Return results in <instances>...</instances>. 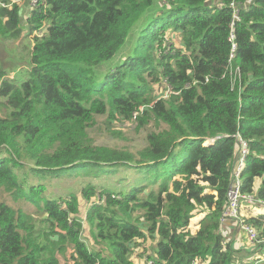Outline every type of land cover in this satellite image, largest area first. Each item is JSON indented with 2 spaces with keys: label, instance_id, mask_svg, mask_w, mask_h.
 <instances>
[{
  "label": "trees",
  "instance_id": "trees-1",
  "mask_svg": "<svg viewBox=\"0 0 264 264\" xmlns=\"http://www.w3.org/2000/svg\"><path fill=\"white\" fill-rule=\"evenodd\" d=\"M35 32L25 78L0 66V189L36 208L0 199V264H135L141 239L152 264H264V212L242 217L246 249L222 219L241 140L242 194L264 209V0H0V39ZM107 113L149 127L147 145H94ZM128 168L125 189L44 194L45 178Z\"/></svg>",
  "mask_w": 264,
  "mask_h": 264
},
{
  "label": "rangeland",
  "instance_id": "rangeland-1",
  "mask_svg": "<svg viewBox=\"0 0 264 264\" xmlns=\"http://www.w3.org/2000/svg\"><path fill=\"white\" fill-rule=\"evenodd\" d=\"M27 31V30H26ZM172 31H170L171 35ZM36 34L33 33L28 36L27 39L23 41H14L12 39L4 40L0 39V66L6 70H8L7 77L15 78L18 76L20 79L25 78V74L23 72L26 71L28 68L27 53L26 55H21L26 49V44L32 42L33 36ZM40 35V34H39ZM29 39V42H28ZM176 44L179 45L181 38L179 36H175ZM32 47V44L30 45ZM26 60V61H25ZM26 66V68H25ZM20 72V73H19ZM17 73H19L17 75ZM156 90L152 94V100L157 99L161 95L166 96L169 93V89H166L164 84H156ZM8 112V108L6 106L0 107V113L5 114ZM113 119L109 118V114H100L96 118V122L89 128V135L94 141V145H105L111 147H119L121 149H129L132 151H137L147 145V133L150 130L149 127L138 128V120L133 118L128 120L122 116L117 115ZM153 129H159L157 125H154ZM134 171L132 169H121L120 171L116 172L115 174H108L102 177H95V176H85V177H78V178H71L68 176L62 177H54V178H45L44 179V194L45 196H50L51 198L57 197H66L72 193L76 194L77 197L80 198V201L83 202V190L88 183H94L95 185H99L98 187L104 188L105 186H111L115 190L118 189H125L126 185H121L118 178L122 176H126L132 174ZM90 181V182H89ZM258 181V185H259ZM43 184V183H42ZM104 186V187H103ZM0 199H4L6 201L11 202L15 207L19 206L23 208L25 211L33 213L36 211L34 205H32L28 201H14L10 194L5 190L0 189ZM259 201H255V198H243L242 199V213L244 215H260L264 212V209H260L256 206ZM91 203L88 204L87 208L84 212H87L88 207ZM252 212L253 215H252ZM45 216V213L43 214ZM198 219L194 218L191 220V226L193 228H197L196 221ZM235 222V221H232ZM237 223V220H236ZM42 227V225H40ZM224 228H228L227 225L224 224ZM240 228V226H239ZM241 230V229H240ZM238 230L236 227L225 231L224 233L228 236L226 240L228 243L235 239L236 241L233 243L235 250H240L241 247L250 248L251 245L255 244L252 242L246 234H242L243 232ZM93 233L96 234V231L93 230ZM84 236L91 241L92 234L90 233V226L88 225L87 228L83 231ZM56 236H51L50 238L53 240ZM231 238H233L231 240ZM40 241L43 242L45 237H40ZM143 243H149L139 241L138 246L135 247V252L139 251L138 253L146 252L148 253L143 259L139 257H132L135 264H151L153 263L150 260L148 247L144 248ZM95 245H98L95 243ZM151 251V248H149ZM260 254L264 256V251H261ZM70 253L68 252L66 257L62 254L59 255L60 261L62 264H73V260H69Z\"/></svg>",
  "mask_w": 264,
  "mask_h": 264
},
{
  "label": "built area",
  "instance_id": "built-area-1",
  "mask_svg": "<svg viewBox=\"0 0 264 264\" xmlns=\"http://www.w3.org/2000/svg\"><path fill=\"white\" fill-rule=\"evenodd\" d=\"M29 5L32 8H36L39 4L40 0H28ZM232 38L235 37L234 34L231 36ZM236 44H233V49H235ZM233 56V55H232ZM209 141L207 140V143ZM240 146V158L234 161L232 167V183L230 184L228 193H227V205L222 212V219L223 220H233L240 226V229L245 230L246 236L252 241L255 242L257 240V232L252 226L246 225L242 219L245 216L242 213V199L243 198H253L252 196H244L242 194V179H241V171L242 167L245 163L246 156L248 154L247 142L241 140ZM256 201V200H255ZM98 264V263H95ZM152 264V263H151Z\"/></svg>",
  "mask_w": 264,
  "mask_h": 264
},
{
  "label": "crops",
  "instance_id": "crops-1",
  "mask_svg": "<svg viewBox=\"0 0 264 264\" xmlns=\"http://www.w3.org/2000/svg\"><path fill=\"white\" fill-rule=\"evenodd\" d=\"M254 212H252V214H253ZM225 221V220H224ZM233 220H230V219H228V220H226L225 221V225H227L228 226V228H225V230H229V229H232L233 227H236L238 230H240V228H239V225H238V223H236V222H232ZM241 231V230H240ZM243 234V233H242ZM260 253H257V255H259Z\"/></svg>",
  "mask_w": 264,
  "mask_h": 264
},
{
  "label": "water",
  "instance_id": "water-1",
  "mask_svg": "<svg viewBox=\"0 0 264 264\" xmlns=\"http://www.w3.org/2000/svg\"><path fill=\"white\" fill-rule=\"evenodd\" d=\"M216 137H213V138H210L208 141H209V144H213L214 141H215Z\"/></svg>",
  "mask_w": 264,
  "mask_h": 264
},
{
  "label": "bare ground",
  "instance_id": "bare-ground-1",
  "mask_svg": "<svg viewBox=\"0 0 264 264\" xmlns=\"http://www.w3.org/2000/svg\"><path fill=\"white\" fill-rule=\"evenodd\" d=\"M206 143H207V141H206Z\"/></svg>",
  "mask_w": 264,
  "mask_h": 264
}]
</instances>
